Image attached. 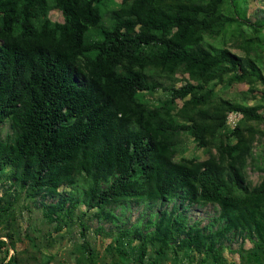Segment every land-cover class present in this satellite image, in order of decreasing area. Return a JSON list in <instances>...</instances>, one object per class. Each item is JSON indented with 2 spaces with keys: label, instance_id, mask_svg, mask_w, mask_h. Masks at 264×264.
<instances>
[{
  "label": "trees",
  "instance_id": "trees-1",
  "mask_svg": "<svg viewBox=\"0 0 264 264\" xmlns=\"http://www.w3.org/2000/svg\"><path fill=\"white\" fill-rule=\"evenodd\" d=\"M235 5L0 0V128L11 130L0 138V264L54 257L50 232L43 241L26 234L29 251L17 249L12 219L21 198L55 233L84 206L82 236L88 212L118 222L105 208L174 201L143 227L119 232L116 244L137 241L135 264H264V157L254 153L264 144V19L249 24ZM226 34L242 38L244 55L208 41ZM236 84L250 97L225 95ZM157 92L163 97L149 101ZM230 114L239 115L232 128ZM187 139L206 157L187 156ZM250 167L261 174L255 185ZM192 205L217 215L189 224ZM231 235L251 243L236 251L239 262L223 257ZM79 248L93 264L84 239Z\"/></svg>",
  "mask_w": 264,
  "mask_h": 264
},
{
  "label": "rangeland",
  "instance_id": "rangeland-1",
  "mask_svg": "<svg viewBox=\"0 0 264 264\" xmlns=\"http://www.w3.org/2000/svg\"><path fill=\"white\" fill-rule=\"evenodd\" d=\"M244 9L245 19L249 24L257 23L264 19V0H236L235 11L237 12V15L242 16ZM50 16L54 21H62V17L59 13H57V11H52ZM233 29L234 26L230 31L232 32ZM262 35L264 40V30L262 31ZM208 41L209 43H214L216 46L227 47L231 52L238 55H244L243 49L240 48V45L243 43L242 38L237 37L235 40L234 37L230 36V34H226L224 38L219 37L214 40L208 39ZM258 54L261 55L264 60V49L260 52L258 51ZM260 67H262V72L264 73V68L261 63ZM261 88L262 85L258 84V89ZM225 95H227L229 98H234L235 96L240 97V95H246L247 97H250L251 94L248 93V86L246 84H236L233 85ZM253 95L255 96L254 99L259 100L261 93L257 91ZM162 97V93L157 92L153 95V97H148V99L149 101L151 100L155 103L157 99ZM254 99L249 98L248 103L252 104ZM261 113L264 115V107ZM230 119L231 121L228 120L227 126L232 128L235 126V123L239 118L232 117ZM10 134L11 130L9 124L5 123L0 128V138L4 139ZM186 144L187 152L185 154L187 156H195L201 159L206 157L204 152L202 150L196 149L190 140L187 139ZM254 153L255 155L264 157V144L256 146ZM257 160L259 161V158ZM260 175L261 174L259 172L251 169V167L248 169V178L253 185L260 181ZM62 190L67 192L69 191L67 188H63ZM2 193L3 187L0 186V195ZM53 201L54 199L47 200V202ZM179 202L180 200L176 202L177 206H179ZM173 205L174 201H170L163 205L157 203L155 206L127 204L124 206L105 208L106 212L111 213L119 220L118 222L99 219L94 216L95 211L88 212L87 216L84 218L88 229L82 236L81 227L79 226L77 216L80 215L79 211H85L84 206L79 208V211L74 212L70 228L65 227L60 233H55L52 231L51 227L47 226L43 222L41 210L21 198L14 213V218L12 219L13 227L18 233V236L16 233L15 236L19 239L16 242V247L19 251L28 252L30 248L26 234H32L34 237L36 236L43 241V239L46 238L50 232L55 242L50 249H46L47 254L54 256L50 264H88L89 260L87 259V254L79 248V245L82 244L83 239L94 250H91L93 254L91 263L93 264H135L137 255L136 252L138 251L137 241L132 242V244L122 241L116 244L115 239L117 238L119 232L125 229H132L135 225L143 227L149 217L151 219L154 218V214L157 211H169ZM24 206L28 207L29 209L27 210L23 208ZM184 213L186 214L189 224L198 222L201 226L209 225L217 215L214 207L198 205H192L188 207ZM0 233V239L7 241V238L4 236L5 230H3L1 227ZM115 246L119 247L121 251L120 255L115 250H113L115 249ZM240 247L249 249L251 247V243L247 240H241L238 237L231 235L229 241L225 243L223 257L228 262H239L240 258L236 251ZM12 254L13 251L9 250V255ZM1 255L2 254L0 252V257ZM161 262L162 264H172V258L165 257Z\"/></svg>",
  "mask_w": 264,
  "mask_h": 264
},
{
  "label": "built area",
  "instance_id": "built-area-1",
  "mask_svg": "<svg viewBox=\"0 0 264 264\" xmlns=\"http://www.w3.org/2000/svg\"><path fill=\"white\" fill-rule=\"evenodd\" d=\"M232 117H234V118H239V115H237V114H230L229 116H228V119H227V122H228V120H230L231 121V119L230 118H232ZM238 121V120H237ZM236 122V121H235ZM234 122V123H235ZM236 124V123H235Z\"/></svg>",
  "mask_w": 264,
  "mask_h": 264
}]
</instances>
